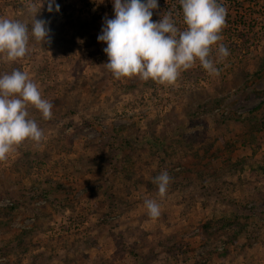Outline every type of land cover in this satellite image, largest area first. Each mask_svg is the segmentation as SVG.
Instances as JSON below:
<instances>
[{
    "label": "rangeland",
    "instance_id": "obj_1",
    "mask_svg": "<svg viewBox=\"0 0 264 264\" xmlns=\"http://www.w3.org/2000/svg\"><path fill=\"white\" fill-rule=\"evenodd\" d=\"M28 2L42 0H0V17L29 21ZM219 2L246 48L216 63L219 76L197 62L164 86L104 65L97 37L114 0H54L52 12L44 0L37 19L51 43L0 57V74L27 73L53 104L47 121L29 109L43 142L0 162V264H264V0ZM158 5L152 20L173 11L183 30L180 0ZM163 171L172 182L161 199ZM145 199L161 204L159 218Z\"/></svg>",
    "mask_w": 264,
    "mask_h": 264
},
{
    "label": "clouds",
    "instance_id": "obj_2",
    "mask_svg": "<svg viewBox=\"0 0 264 264\" xmlns=\"http://www.w3.org/2000/svg\"><path fill=\"white\" fill-rule=\"evenodd\" d=\"M54 0H48L49 12ZM28 2L24 5L29 21L0 17V57L7 62L24 59L29 53L30 39L45 45L51 43V29L44 19H37L43 7ZM185 27L181 30L173 11L153 21L158 0H114V18L106 19L98 41L106 43L104 65L115 79L138 78L164 86H175L184 71L199 65L210 75L219 76L216 63L229 56L222 43V31L227 27L228 11L219 0H180ZM60 6L55 5L58 12ZM178 15V14H177ZM215 51L217 60H213ZM39 111L44 120L53 117V104L42 98L41 92L27 73L13 69L0 74V162L19 146L31 142L39 146L44 132L29 109ZM172 177L167 171L153 179L158 196L166 197ZM152 219L161 216V204L145 199Z\"/></svg>",
    "mask_w": 264,
    "mask_h": 264
},
{
    "label": "trees",
    "instance_id": "obj_3",
    "mask_svg": "<svg viewBox=\"0 0 264 264\" xmlns=\"http://www.w3.org/2000/svg\"><path fill=\"white\" fill-rule=\"evenodd\" d=\"M102 11L105 13V14H103L104 17L109 18V19L110 18H114V9L113 8L111 10H109L108 8L107 9H102ZM227 17H229V15H227ZM229 27L230 26H228V28L227 29H224L223 31H224V33L227 34V38H230L231 39V37H232V35H231V28H229ZM252 28H253V24H251L250 26H248V29H252ZM248 29H246V30L248 31ZM235 30L238 32V35L240 36L241 33H242L241 31H244L245 29H242L240 27V28H235ZM247 39L248 38L243 37V40H242L243 43H242L241 46H239L237 40H234L233 38L229 42L228 41L227 42H224V44L227 43L225 45L228 48L229 56L226 57V59L229 62L231 61L230 64H233L234 63L233 60H232V58L236 57L239 53H241V51L243 49L246 48V45H245L246 42H244V41H246ZM240 40H241V38H240ZM145 138L146 139H149V137H145ZM224 221H225L224 216H222L220 218H214L212 220H208L205 223H203V225H202V231L204 233H206V232L209 233L211 231V229H212V231H214L213 228H212L214 226V224L221 225V224L224 223Z\"/></svg>",
    "mask_w": 264,
    "mask_h": 264
}]
</instances>
